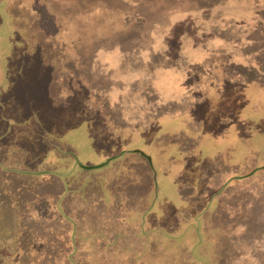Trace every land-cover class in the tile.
I'll return each instance as SVG.
<instances>
[{"label": "rangeland", "instance_id": "rangeland-1", "mask_svg": "<svg viewBox=\"0 0 264 264\" xmlns=\"http://www.w3.org/2000/svg\"><path fill=\"white\" fill-rule=\"evenodd\" d=\"M0 264H264V0H0Z\"/></svg>", "mask_w": 264, "mask_h": 264}, {"label": "crops", "instance_id": "crops-1", "mask_svg": "<svg viewBox=\"0 0 264 264\" xmlns=\"http://www.w3.org/2000/svg\"><path fill=\"white\" fill-rule=\"evenodd\" d=\"M147 19V18H146ZM118 134L116 135H112V136H108V139H105V142L103 144V147L106 148L107 150L111 151L113 150L116 146H117V142H118ZM120 149H118L117 151L113 152L111 151L110 154L106 155L100 162L99 164H97V166H100V172L101 173H105L107 172L108 174H111L113 172V170L115 168H120L121 164L118 161V157L119 155H121L122 153H124L125 151H119ZM128 153H141L144 154L145 156H148V154H146L142 149H131V150H127ZM90 165H94V164H89ZM140 169L146 166V163H141L139 162L137 164ZM152 165V161H150V163L148 162V166L149 168H151Z\"/></svg>", "mask_w": 264, "mask_h": 264}, {"label": "trees", "instance_id": "trees-1", "mask_svg": "<svg viewBox=\"0 0 264 264\" xmlns=\"http://www.w3.org/2000/svg\"><path fill=\"white\" fill-rule=\"evenodd\" d=\"M88 167H92V168H94V169H98V168H100V166H97V165H90V166H88Z\"/></svg>", "mask_w": 264, "mask_h": 264}]
</instances>
